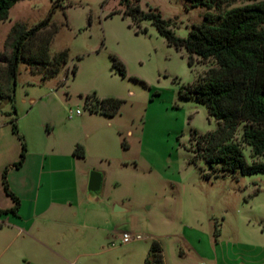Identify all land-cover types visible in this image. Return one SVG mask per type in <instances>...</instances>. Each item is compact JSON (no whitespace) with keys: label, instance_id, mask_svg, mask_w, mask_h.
I'll list each match as a JSON object with an SVG mask.
<instances>
[{"label":"rangeland","instance_id":"obj_1","mask_svg":"<svg viewBox=\"0 0 264 264\" xmlns=\"http://www.w3.org/2000/svg\"><path fill=\"white\" fill-rule=\"evenodd\" d=\"M211 1L209 7L195 6L190 0H139L145 11L158 9L180 37H187L193 25L203 23L207 12L217 17L254 0ZM56 2L18 0L9 18L0 22V54L9 57L20 33L46 18ZM123 9L120 0H63L56 6L51 25L23 45L15 87L18 120L47 118L50 128L56 125L58 135L93 131L87 140V165L91 171L102 172L104 182L98 204L91 206L99 211L97 219H88L87 224L101 229L78 225L74 240L86 246L77 251L82 255L73 264H145L150 239L158 236L167 244L170 261L195 264L191 254H181L187 251L183 239H172L175 242L170 244L167 232L175 223L200 220L204 234L194 230L199 223L190 231L208 237L211 229L212 246L222 225L232 232L235 226L249 223L252 231L260 232L264 228V172L216 176L221 166L212 171L203 158L196 157L193 130L201 134L215 130L217 120L204 104L182 98L179 91L181 85L194 83L216 62L196 58L190 66L186 50L169 46L152 21L135 22L122 13L110 15ZM62 51L69 53L66 63L60 61L62 56L58 60ZM112 54L126 65V76L117 70ZM4 66L0 62V69ZM88 93H92L88 103L98 96L118 97L124 102L115 116L95 114L79 119L78 108L84 114L90 112L85 103ZM0 105L13 110L8 98H0ZM242 134L243 125L234 140L242 145L247 161H264V156H253V148ZM115 204L126 209L116 211ZM83 217L81 212L77 222L82 223ZM124 231L144 237L123 243ZM8 245L5 239L0 249ZM15 248L17 244L9 249ZM11 250H6L0 264H6ZM32 252L24 259L20 256L16 264L29 260L67 264L55 253Z\"/></svg>","mask_w":264,"mask_h":264},{"label":"trees","instance_id":"obj_2","mask_svg":"<svg viewBox=\"0 0 264 264\" xmlns=\"http://www.w3.org/2000/svg\"><path fill=\"white\" fill-rule=\"evenodd\" d=\"M17 1L0 0V22L9 18L10 11ZM62 1L57 0L46 18L20 33L9 57L0 54V62L5 63L3 69H0V74H5L2 76L4 79L0 75V98H8L13 103L15 114L12 120L13 131L22 141L20 159L11 167L22 166L27 154V144L19 132L16 122L17 110L14 105L22 48L26 40L51 25L53 12ZM190 1H194L195 6L211 7L213 3L211 0ZM120 4L124 9L114 10L110 15L122 13L123 17L131 16L135 22L145 19L152 21L159 33L166 38L169 46L177 50H186L190 66L194 65L196 58L201 61L214 59L216 62L204 74L199 75L194 83L181 85L179 91L182 98H195L204 104L209 114L217 120L215 130L203 134L193 130L191 138L196 143V157L203 158L212 171H215L216 166H221L218 168L221 173L214 174L216 176L228 173L235 175L238 171L243 174L264 172V161L248 162L242 145L234 140L237 129L243 125L242 137L252 146L253 156H264V0H254L230 8L217 17L207 12L204 16L205 21L193 25L187 37L178 36L170 20L165 19L156 8L145 11L139 0H120ZM68 54L61 53L58 60L62 56L60 61L66 63ZM112 59L119 73L126 76L127 68L124 62L114 54ZM77 71L76 64L72 73L76 75ZM42 78L46 79L45 76ZM91 96L92 93L85 96L87 107L92 112H101L107 116L116 115L124 102L118 97H98L88 103L87 100ZM123 146L129 147L126 139L123 140ZM75 153L84 157V146L78 144ZM9 168L10 166L4 170L3 182L15 205L9 209H0V214H18L21 204L20 198L10 189L7 180ZM206 175L211 177L213 174ZM162 250L161 243L154 240L145 264H164Z\"/></svg>","mask_w":264,"mask_h":264},{"label":"crops","instance_id":"obj_3","mask_svg":"<svg viewBox=\"0 0 264 264\" xmlns=\"http://www.w3.org/2000/svg\"><path fill=\"white\" fill-rule=\"evenodd\" d=\"M95 114L107 116L90 110L86 114L82 112L78 117L81 119ZM73 116V113L70 114V117ZM14 118L13 110L2 109L0 105V209H9L15 205L3 182V173L8 166L7 180L10 189L21 201L18 214H0V248L5 239L9 241L7 248L0 249V258L6 250H11L9 248L17 244V248L11 250L6 264H16L20 256L24 259L31 251L44 255L55 253L65 263L73 264L82 255L77 254V251L86 246L81 241L74 240V235L79 233L78 225L101 229L100 226L88 225L87 221L97 219L99 211L91 206H95L100 200L98 197L103 189L104 175L101 172L103 182L100 193H92L88 189L91 166L87 165L86 153L84 157L75 153L78 144L85 146L86 152L87 140L93 136V131H67L58 135L56 125L53 124L50 128L47 118L34 117L22 122L25 118L18 120L16 113L19 132L27 144V154L22 166L11 167L20 159L22 151V141L13 131ZM115 206L116 211L126 209L120 204ZM81 212L84 220L78 223ZM212 218L215 219V216ZM197 224L199 227L194 229ZM248 224L237 225L232 232L222 225L215 232L216 242L213 246L210 242L211 229L208 237L206 234L199 236L190 231L192 228L204 234L200 229L203 225L200 220L193 224L175 223L174 229L169 230L165 238H168L170 244L183 239L187 251L183 250L181 254H191L195 258V264H264V239L261 240L260 237L264 236V228L255 232ZM158 237L150 239L149 250L152 242L157 240L162 245L164 264L176 263L175 259L169 260L167 244L161 236ZM74 252L76 257H73ZM26 264L35 263L29 260Z\"/></svg>","mask_w":264,"mask_h":264},{"label":"water","instance_id":"obj_4","mask_svg":"<svg viewBox=\"0 0 264 264\" xmlns=\"http://www.w3.org/2000/svg\"><path fill=\"white\" fill-rule=\"evenodd\" d=\"M103 182V175L100 171L92 170L90 173L88 189L94 193L98 194L101 191Z\"/></svg>","mask_w":264,"mask_h":264},{"label":"built area","instance_id":"obj_5","mask_svg":"<svg viewBox=\"0 0 264 264\" xmlns=\"http://www.w3.org/2000/svg\"><path fill=\"white\" fill-rule=\"evenodd\" d=\"M76 113L81 114L82 110L78 108L76 110ZM143 237L144 236L139 234V233H131V232L124 231L122 234L121 240L123 243H127V242L134 241V240H141V239H143Z\"/></svg>","mask_w":264,"mask_h":264}]
</instances>
